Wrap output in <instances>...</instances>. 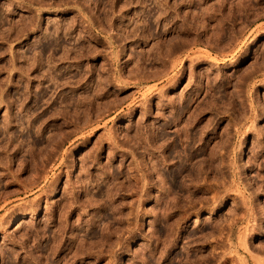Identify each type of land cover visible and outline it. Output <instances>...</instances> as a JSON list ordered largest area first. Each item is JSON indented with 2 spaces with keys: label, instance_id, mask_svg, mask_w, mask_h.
Segmentation results:
<instances>
[{
  "label": "rangeland",
  "instance_id": "obj_1",
  "mask_svg": "<svg viewBox=\"0 0 264 264\" xmlns=\"http://www.w3.org/2000/svg\"><path fill=\"white\" fill-rule=\"evenodd\" d=\"M0 264H264V0H0Z\"/></svg>",
  "mask_w": 264,
  "mask_h": 264
}]
</instances>
